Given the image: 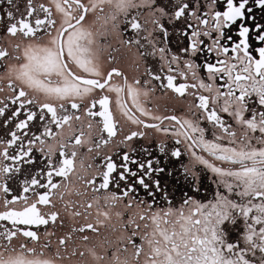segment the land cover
<instances>
[{
  "label": "snow or ice",
  "instance_id": "obj_1",
  "mask_svg": "<svg viewBox=\"0 0 264 264\" xmlns=\"http://www.w3.org/2000/svg\"><path fill=\"white\" fill-rule=\"evenodd\" d=\"M0 264H264V0H0Z\"/></svg>",
  "mask_w": 264,
  "mask_h": 264
},
{
  "label": "flooded vegetation",
  "instance_id": "obj_2",
  "mask_svg": "<svg viewBox=\"0 0 264 264\" xmlns=\"http://www.w3.org/2000/svg\"><path fill=\"white\" fill-rule=\"evenodd\" d=\"M208 183H209V182H208L207 180L204 181V184H205L206 186L208 185ZM177 196H179V192L177 193Z\"/></svg>",
  "mask_w": 264,
  "mask_h": 264
}]
</instances>
